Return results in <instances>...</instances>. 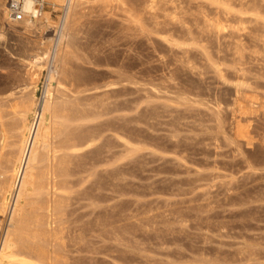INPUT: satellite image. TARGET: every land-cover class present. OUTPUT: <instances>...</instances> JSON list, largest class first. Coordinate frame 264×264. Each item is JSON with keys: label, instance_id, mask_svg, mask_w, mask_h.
I'll list each match as a JSON object with an SVG mask.
<instances>
[{"label": "bare ground", "instance_id": "obj_1", "mask_svg": "<svg viewBox=\"0 0 264 264\" xmlns=\"http://www.w3.org/2000/svg\"><path fill=\"white\" fill-rule=\"evenodd\" d=\"M6 1L0 0V43L9 49L12 42L9 40L10 43H8V38L14 35L10 34L11 36L8 38L7 35L9 36V32H14L21 47L18 48L19 50L17 49L18 57L16 58L18 60L15 59L17 62L14 64V61V65L11 63L14 68L5 70V80L2 75L0 76L3 78V82L0 83L1 212L6 209L7 196L13 188L17 173L20 172V163L24 155L25 164L21 175H19L15 201L0 243V264L64 263L65 260L60 259L64 255L60 257L59 249L57 248V251L54 247L55 243H62V246L64 241L63 231L65 230L62 227L64 222L62 218L63 214L65 217L64 212H66L64 206L68 199L67 191L71 190L70 187L73 185L68 186L67 180V176H70V166L77 163L74 159L81 156L79 154L81 148L103 145L96 143L101 131L97 132V129L91 131L94 129L92 128L88 133L82 134L81 131L79 132L80 129L78 131L77 129L82 127L81 123L84 120L101 116L108 109L109 101L106 100H110L113 93L123 92L127 84L133 83V79L137 78L135 76L133 78L129 73L131 70L133 74L135 71L133 68L167 69L170 77L175 75L174 71H177V67L170 65L176 66L177 63L170 64L167 63L169 60L165 59V61L161 58V54L156 51L159 48L155 49L157 48L154 45V43L157 44L156 40L165 43V49H168L166 51L169 53L171 51V55H173L171 58L177 57L180 62H178L180 64L178 66H183L182 68L186 67L191 70L197 66H193L192 61L193 53L196 51L204 61L202 62V59L196 54L198 59H201L199 62H202L201 68L211 69L209 72L213 73L214 80H218L223 85L231 83L233 94H231V100L228 103L229 100L228 102L223 100V91L218 93V89H216L217 94L214 93L216 96H212V99H206V97L202 99L204 96L202 97L201 93L198 94L202 89L196 93L200 95L198 98L196 94H194L196 97L193 94L194 97H191L185 92V94H180L177 91L167 93L162 89L146 86L147 88L144 87L146 96L163 99L165 103L167 101V103L176 102V104L178 102L202 104L210 110L219 130L222 131L223 120L227 116L231 119L230 129L228 128L229 123L224 127V130L226 127L229 129L227 138H230L232 143L234 142L237 146L243 143L247 146L255 140V128L257 129V127L251 122H254L259 116H264V92L255 90V87L261 85L259 77H264V31L261 33L260 30L264 29V4L258 3L261 1L47 0L54 9L56 4L64 5L62 17L58 23L50 19L49 11L44 8L40 17L12 25L6 24ZM114 8H116V12L118 10L122 12H120L121 22L120 26L118 25L120 28L117 37L108 39L103 46H87V50L85 47L89 44L87 41L85 42V38L88 40L86 35L91 36L94 33L93 28L98 29V27L104 26V22L108 23L110 20H114L112 17L116 16ZM251 22L256 26L258 24V27L259 24L263 26V28L259 27L260 32H258V28L248 27V23L252 24ZM4 25H7L8 28ZM44 28H51L53 35L43 40L40 34ZM83 33H86L85 37H83ZM249 42L253 46L260 43L262 48H254L251 53L248 51L247 54L245 52H247ZM27 44L36 48V52L30 53L31 50L24 47ZM259 49H262L261 52ZM165 56L168 57L167 54ZM249 60L255 63V68L252 67L253 65L251 67L247 65L248 63L251 65ZM28 64L39 67L49 66L48 82L38 107L34 90L28 87L21 88V85L18 84L24 79L35 82L38 79L39 71L35 69L23 70V66ZM19 68V71L22 68L24 72H16V69ZM201 68L200 70H202ZM252 69L255 70L254 74H251ZM188 70L186 69V71ZM200 70L198 71L201 74L202 72L208 73ZM0 73L2 72L0 71ZM103 74H114L117 80L113 82L108 80L109 83H107L102 79L103 83L101 81L98 83L99 80L96 82L95 79ZM157 75L159 76L158 73ZM196 75L200 77L199 74ZM207 77L214 78L211 74ZM168 83L165 84L168 85ZM229 90L227 88L226 92ZM226 92L224 91V93ZM230 93L227 92V95ZM223 95L225 97V94ZM209 97L211 98V96ZM148 100L150 102L153 99ZM36 107L38 108L37 120L32 132L31 116ZM30 131L31 135H28ZM258 138L261 137L258 136ZM122 141L123 154L119 155L112 151L108 153L109 155L105 154L104 161L113 164L118 158L132 156L141 148L138 146L139 144H134L127 138ZM106 149V152L110 151V148ZM93 150L91 148L85 152L90 153ZM97 152L94 153L98 156L99 152ZM91 155L93 156V154ZM103 156H99L101 160H103ZM77 158L85 159L82 156ZM2 161L5 163L4 166ZM99 162L101 161L99 160ZM76 165L78 167V164ZM78 169L80 168L78 167ZM22 199L24 202L20 203ZM1 223L0 220V225Z\"/></svg>", "mask_w": 264, "mask_h": 264}, {"label": "rangeland", "instance_id": "obj_2", "mask_svg": "<svg viewBox=\"0 0 264 264\" xmlns=\"http://www.w3.org/2000/svg\"><path fill=\"white\" fill-rule=\"evenodd\" d=\"M259 1L261 2L257 0L258 3L264 4V0ZM115 9L116 16L112 17L117 22L116 20L104 22L103 27L100 25L102 30L99 27L93 28L94 33L90 34L91 36L82 34L88 39L85 38V42L89 44L85 47L87 50V46H103L108 39L117 37L122 12L117 9L118 13L121 12L118 14ZM45 10L49 11L50 19L58 23L64 5L56 4L54 9L53 5L47 2ZM251 23L247 26L258 28V32H260L259 27L263 28L260 24L258 27V24L256 26ZM4 26L8 28L7 25ZM260 30L261 33L264 31V29ZM13 33L9 32V36L7 35V38L11 36L10 34L15 37L8 38V43H13H10V50L0 43L2 46V49L0 46V71L3 73H0V76L2 75L4 80L5 70L14 68L12 65L17 62L18 48L21 47ZM41 33L44 40L53 35V30L44 28ZM156 42L159 45L154 43L157 47L154 48H159L156 51L161 54V58L169 60L167 63L170 64L177 63L176 66L170 65L177 67V71H174L177 77L175 75L174 78L170 77L167 69L137 68L138 71L133 68L135 70L133 74L131 70L129 73L133 78L137 77V80L133 79V83L127 84L123 92L113 93L110 100H106L109 101L107 112L81 123L82 130L78 128L77 131L80 129L79 132L81 131L82 134L88 133L92 128L94 129L91 131L95 129L97 132L101 131L96 143L103 144V147L93 145L89 148H81L78 153L87 160L81 158L79 160L77 157L81 156H77L74 159L77 163H72V167L70 166V176H67V180L68 186L73 185L72 188L70 187L71 190L67 191L68 199L64 206L66 212H64L65 217L63 214L62 218L65 223L63 222V226L61 224L65 230L64 241L62 246V243H55L54 248L59 249L60 257L64 255L60 259L63 258L65 264H264V116L256 118L255 123L251 122L257 127L255 130L259 131H255L252 146L243 143L237 146L227 138L232 125L228 116L223 120L221 131L215 125L216 122L208 107L206 109L202 104L179 102L176 104L167 101L165 103L163 99L147 97L144 93L146 86L156 87L167 93L173 91L186 93L191 97L202 89L198 93L204 96L201 97L202 99L205 97L212 99L218 89V93L223 91V100H227L226 102L229 100L228 103L233 94L231 83L223 85L218 80H214L213 73L209 72L211 69L201 68L200 64L204 61L196 51L193 53L192 61L193 66H197L190 70L186 67L182 68L183 66L179 67L180 62L175 56L171 58L173 55L171 51L170 53L166 51L164 42L161 43L160 40ZM28 45L24 47L31 50L30 53H35L36 48ZM254 48L262 47L260 43L253 46L249 42L245 53L248 54V51L251 53ZM261 50L259 49L260 52ZM166 54L168 57L165 56ZM196 54L202 60L198 59ZM249 62L251 65L248 63V66L256 67L252 60ZM26 69L39 71L38 79L36 82L24 79L18 84L21 88L28 87L34 90L38 107L48 82L49 66L39 67L28 64L23 66V70ZM19 70L20 68L16 69V72ZM23 70L21 68L19 72L22 73ZM198 70L208 73L201 74ZM253 72L254 69L251 74H254ZM210 74L213 79L207 77ZM113 75L103 74L95 80L96 82L99 80L98 83H101L102 79L103 82L105 80L107 83L108 80L113 82L117 80ZM193 77L195 80L192 79ZM197 77L201 82L196 81ZM3 78L0 77V80L2 79L0 83L3 82ZM259 79L261 85L255 87V90L264 92V88L261 89L264 87V77ZM229 84L230 86H227ZM227 88L230 89L227 92L232 91L230 95H227ZM198 94L196 95L200 98ZM148 99L153 100L150 103ZM37 107L31 116L32 132L37 120ZM225 126L229 129L226 127L224 130ZM257 134L261 138H258ZM28 135H31V131ZM124 138L139 144L141 148L132 156L118 158L113 164L104 161L105 156L112 151L119 155L123 154L122 139ZM91 148L94 152L102 149L100 151L102 153L99 152L102 155L97 156L93 151L85 152ZM106 148H110V151L106 152ZM95 156L98 157L97 159L100 158L99 156L104 158L103 160L100 158L101 162H99L94 158ZM24 162L25 155L22 157L20 172L17 173L13 188L8 193L6 209L4 212L0 211L2 222L0 243L9 222L17 192V182ZM4 164L2 161L3 166ZM22 200L20 203L24 202Z\"/></svg>", "mask_w": 264, "mask_h": 264}, {"label": "built area", "instance_id": "obj_3", "mask_svg": "<svg viewBox=\"0 0 264 264\" xmlns=\"http://www.w3.org/2000/svg\"><path fill=\"white\" fill-rule=\"evenodd\" d=\"M47 0H7L6 24L20 23L40 17Z\"/></svg>", "mask_w": 264, "mask_h": 264}]
</instances>
